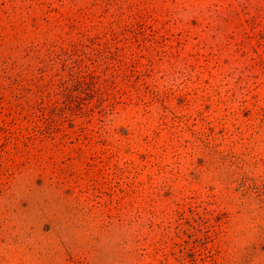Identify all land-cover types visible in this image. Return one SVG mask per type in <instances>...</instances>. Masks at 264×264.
<instances>
[{
    "label": "rangeland",
    "instance_id": "obj_1",
    "mask_svg": "<svg viewBox=\"0 0 264 264\" xmlns=\"http://www.w3.org/2000/svg\"><path fill=\"white\" fill-rule=\"evenodd\" d=\"M0 264H264V0H0Z\"/></svg>",
    "mask_w": 264,
    "mask_h": 264
}]
</instances>
